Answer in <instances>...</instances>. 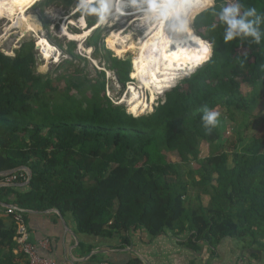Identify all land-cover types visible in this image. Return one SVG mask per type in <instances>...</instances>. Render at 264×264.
I'll use <instances>...</instances> for the list:
<instances>
[{
	"label": "trees",
	"instance_id": "trees-1",
	"mask_svg": "<svg viewBox=\"0 0 264 264\" xmlns=\"http://www.w3.org/2000/svg\"><path fill=\"white\" fill-rule=\"evenodd\" d=\"M225 2L214 0L215 11ZM242 3L264 15V0ZM53 4L69 9L76 0L40 6ZM206 9L193 13L202 12L191 28L211 43V59L147 115L134 116L150 104L130 114L107 96L105 73L91 77V63L75 52V42L68 43L70 59L57 66L56 77L38 73L35 40L14 57L0 52V173L27 167L33 174L27 187H0V264H26L19 227H28L29 212L51 210L71 217L79 233L123 247L143 230L151 239L177 237L196 252L214 253L230 239L251 258L264 257V116L258 113L264 37L259 44L251 38L225 43V26ZM85 18L94 28L97 18ZM101 41L97 28L87 47L125 88L130 76L138 78L131 61ZM205 107L219 113L210 133L201 119ZM203 143L210 149L204 158ZM14 175L17 184L28 179L25 171ZM7 177L0 176V184ZM11 207L24 212L11 214Z\"/></svg>",
	"mask_w": 264,
	"mask_h": 264
},
{
	"label": "rangeland",
	"instance_id": "rangeland-1",
	"mask_svg": "<svg viewBox=\"0 0 264 264\" xmlns=\"http://www.w3.org/2000/svg\"><path fill=\"white\" fill-rule=\"evenodd\" d=\"M44 0H39L34 2L33 0H23L22 3H19L18 0H14L11 6L8 5V2L0 3V52L4 53L9 57H14L16 55V50L20 49L21 45L30 40H35L36 46L38 45V41L40 38H44L53 48L52 57L50 59L44 60L42 54L41 58L39 57L38 52V73L47 75L54 73L57 66L62 63L65 59H70L68 55H65L66 50L68 49V43L75 42L77 47L75 52L87 58L91 66L87 70L92 78H96L97 71H103L106 77V92L107 96L116 104L124 105L128 112L130 113V108L135 106H141L144 104H150V107L139 110L140 113L134 116H142L153 113L155 108L160 104L161 101L164 100L166 92L170 91L177 85H179L185 78L191 76V74L181 76L177 81H175L174 85L165 90L161 95L151 96L150 92L144 89L137 79H133L130 76L131 81L125 86V88L119 84L115 73L109 71L105 68L102 63V60H97L94 56V49L87 47V40L91 36L92 32L88 37H84L82 39H71L64 32L69 34H83L85 28L90 29L89 25L85 24V28L80 25L81 15L79 16V11L76 9V6L73 8H67L64 6H60L57 4H53L49 7L42 8L40 6L41 2ZM25 8L28 12V16L30 18V23L32 25L33 31L29 32L26 30V26L23 23V18L20 15V10ZM208 9V8H207ZM206 9V10H207ZM131 10V9H130ZM197 10V9H196ZM195 10V11H196ZM195 11L192 12L190 25L194 16L198 13ZM205 11V10H204ZM203 11V12H204ZM129 13L132 11H128ZM200 13V12H199ZM198 13V14H199ZM202 13V12H201ZM200 13V14H201ZM198 16V15H197ZM196 17V16H195ZM95 18V16H94ZM86 19V18H85ZM134 17H126L122 19H113L99 26V29L102 32V41L101 44H105V47L112 51L117 57L122 60H130L132 64V71L135 70V75L138 69L136 65L139 52L128 44L138 43L140 36L143 35L142 29L136 27L138 23L133 24ZM196 19V18H195ZM195 19L193 22V27L195 23ZM49 22L48 29L45 27V22ZM17 25L13 26V23H17ZM96 24L99 25L97 22ZM66 27V28H65ZM93 29V28H92ZM195 29V28H194ZM29 32V33H28ZM63 32V34H62ZM51 36L52 39L59 40L64 45V51L60 49L55 43H52L48 38ZM212 55H213V47H212ZM211 55V57H212ZM135 58V59H134ZM211 59V58H210ZM209 59V60H210ZM208 62V61H207ZM205 62V63H207ZM204 63V64H205ZM203 64V65H204ZM84 67V64L80 66ZM59 73H54V77H56ZM137 76V75H136ZM150 76L148 80H150ZM149 83V81H148ZM137 96L141 102L138 103L134 98ZM151 102H153L151 104ZM132 110V109H131ZM136 111V110H132ZM264 116V101L259 106L258 113ZM259 113V114H260ZM131 114V113H130ZM232 127V126H230ZM202 157H207L210 149L209 146L205 143L201 145Z\"/></svg>",
	"mask_w": 264,
	"mask_h": 264
},
{
	"label": "crops",
	"instance_id": "crops-1",
	"mask_svg": "<svg viewBox=\"0 0 264 264\" xmlns=\"http://www.w3.org/2000/svg\"><path fill=\"white\" fill-rule=\"evenodd\" d=\"M28 214L30 243L55 264H264V257L251 258L230 239L214 253L207 247L196 252L172 235L151 239L145 231L136 230L131 234V245L123 247L118 241L79 233L71 217L62 218L55 211Z\"/></svg>",
	"mask_w": 264,
	"mask_h": 264
},
{
	"label": "clouds",
	"instance_id": "clouds-1",
	"mask_svg": "<svg viewBox=\"0 0 264 264\" xmlns=\"http://www.w3.org/2000/svg\"><path fill=\"white\" fill-rule=\"evenodd\" d=\"M214 0H76V9L81 14V22L87 16H95L99 24H104L120 16L132 13L146 22L167 28L172 35L190 33V16L193 7L209 8L224 27L225 43L238 38H251L259 44L264 37L261 25L264 15L254 7H245L242 0H226L219 11L213 8ZM170 44L173 40L166 35ZM219 113L207 107L203 110L202 123L208 133L217 126Z\"/></svg>",
	"mask_w": 264,
	"mask_h": 264
},
{
	"label": "bare ground",
	"instance_id": "bare-ground-1",
	"mask_svg": "<svg viewBox=\"0 0 264 264\" xmlns=\"http://www.w3.org/2000/svg\"><path fill=\"white\" fill-rule=\"evenodd\" d=\"M13 1L0 0V3L8 2V5L11 6ZM22 1L18 0L19 3H22ZM33 1L37 2L39 0ZM196 9H198V6L193 7L191 15ZM19 10L26 30L32 32L33 28L27 10L25 8ZM127 11L132 10L128 9ZM131 16L134 17L133 24L140 22L136 27L142 29L143 35L140 36L137 44L132 43L128 46L140 50L136 63L138 66L137 72L139 73L138 81L144 89L150 92L151 96L161 95L165 90L170 89L181 76L194 72L211 58L212 45L193 32L191 25L189 34L172 35L168 33L167 28L163 29L162 26L146 22L141 16L132 12L126 16H120L119 19ZM17 24L18 22L13 23V26ZM85 24L86 19L84 17L83 22L80 19V25L85 28ZM100 25L96 24L95 27ZM91 30L92 28H85L84 33L81 35L66 33L65 29L64 32L71 39L79 40L88 37ZM166 35H169L173 40L172 44L169 43ZM38 45L44 60L50 59L54 51L52 46L42 37L38 41ZM149 76L150 80H148ZM134 98L139 104L144 103L137 96Z\"/></svg>",
	"mask_w": 264,
	"mask_h": 264
},
{
	"label": "built area",
	"instance_id": "built-area-1",
	"mask_svg": "<svg viewBox=\"0 0 264 264\" xmlns=\"http://www.w3.org/2000/svg\"><path fill=\"white\" fill-rule=\"evenodd\" d=\"M17 181H18V176L11 175L6 178L4 184L10 185L16 183ZM14 211L24 212L15 207L9 208V213L13 214ZM18 219L22 221V216L18 215ZM18 233H19V239H18L19 245L21 246V249L23 250L27 258L26 264H55L52 258L42 257L38 252V246L30 243L28 227H26L25 224L22 223L20 225ZM102 264H112V263L109 261H105Z\"/></svg>",
	"mask_w": 264,
	"mask_h": 264
},
{
	"label": "water",
	"instance_id": "water-1",
	"mask_svg": "<svg viewBox=\"0 0 264 264\" xmlns=\"http://www.w3.org/2000/svg\"><path fill=\"white\" fill-rule=\"evenodd\" d=\"M209 9V8H208ZM97 28H99V26H96L95 28H93L91 30V32H93L94 30H96ZM208 42V41H207ZM210 43V42H209ZM211 44V43H210ZM36 51L39 52L40 51V47L39 45L36 46ZM42 53H39V57L41 56ZM41 58V57H40ZM20 171H25L27 173V176H28V179L27 181L24 183V184H17V183H14V184H10V185H7V184H0V187L2 186H12V187H27L29 186V184L31 183V180H32V177H33V174H32V171L27 168V167H22V168H18V169H15V170H12V171H7V172H3V173H0V176H3V177H7V176H11V175H14ZM51 211H55L57 212L58 214H60V216L63 218V215L57 211V210H51Z\"/></svg>",
	"mask_w": 264,
	"mask_h": 264
},
{
	"label": "flooded vegetation",
	"instance_id": "flooded-vegetation-1",
	"mask_svg": "<svg viewBox=\"0 0 264 264\" xmlns=\"http://www.w3.org/2000/svg\"><path fill=\"white\" fill-rule=\"evenodd\" d=\"M137 72V71H136ZM137 75H139V73H137Z\"/></svg>",
	"mask_w": 264,
	"mask_h": 264
}]
</instances>
